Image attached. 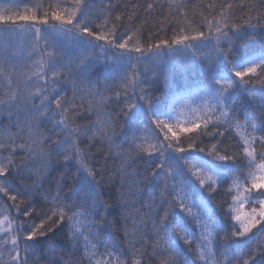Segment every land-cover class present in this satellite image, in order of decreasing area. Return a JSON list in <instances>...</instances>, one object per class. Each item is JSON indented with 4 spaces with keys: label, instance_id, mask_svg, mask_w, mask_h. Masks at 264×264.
<instances>
[{
    "label": "snow or ice",
    "instance_id": "6c2138e0",
    "mask_svg": "<svg viewBox=\"0 0 264 264\" xmlns=\"http://www.w3.org/2000/svg\"><path fill=\"white\" fill-rule=\"evenodd\" d=\"M95 6L0 8V264H264V0Z\"/></svg>",
    "mask_w": 264,
    "mask_h": 264
},
{
    "label": "trees",
    "instance_id": "16d2710c",
    "mask_svg": "<svg viewBox=\"0 0 264 264\" xmlns=\"http://www.w3.org/2000/svg\"><path fill=\"white\" fill-rule=\"evenodd\" d=\"M57 2V0H0V8H20L21 10H23L24 6H28L29 8H31L32 6L36 5V4H40L43 6V10H46L48 8L49 4L55 5V3ZM67 2H70V0H67ZM105 2V0H95V7H93L92 9H90V11L93 14V18H96V14L99 8L103 7V3ZM200 2V0H192L193 4H196ZM204 3H209L212 2V0H203ZM217 3L222 2V0H216ZM61 3H65V0H61ZM66 6V4H65ZM43 10L41 11V15L43 14ZM197 11H199V9H197ZM211 19V17H210ZM99 22V21H98ZM39 26V25H37ZM195 25H192V28H189L188 30L191 32L193 31V29L195 28ZM19 38L24 39L25 41H27L28 39H30V35L29 33H17L16 34ZM168 35L170 36L171 33L169 32ZM4 34L2 32H0V39H3ZM259 39V38H258ZM250 46L252 47H258V40L257 41H249L248 42ZM159 95V94H158ZM0 121H2L4 124H7V119L5 117H0ZM14 131V129H13ZM193 163H196V161H193ZM109 165L111 168L113 169H118L120 167V161L113 159L109 161ZM131 171V169H130ZM56 176H58V173H53L49 179H54L56 178ZM128 183H132V181H128ZM50 185L49 184H45V188H48ZM234 187V186H233ZM117 188H119V183H117ZM227 188V185H225L224 189H221V194H218L215 198V203L219 206L222 205L223 207H220L219 210L223 211L224 209H226L228 207V205L230 203H232V197L231 196H225L223 195L224 190ZM54 190V189H53ZM121 191H129V189H122ZM113 195L115 196V193H113ZM144 198H147V190H145V195ZM138 199L137 197H133L132 200H136ZM116 202L120 203V199L119 196H116ZM38 206L39 202H38ZM137 207H139V205H136ZM21 207H23V205H21ZM249 207L247 204H245L243 206V208L241 209L242 213L243 212H247L249 211ZM118 211V210H117ZM125 211L129 212L130 214H134L133 212V208L129 207L127 209H125ZM5 215H8V212L5 211L4 208H0V221L4 220ZM15 217V212L14 210H11V216L10 218ZM20 219H29L27 217H20ZM212 222L209 221V224H211ZM1 237V236H0ZM253 243H255V241H253ZM10 247V245H9ZM0 251L4 252V255L2 257L3 260H7V247L4 246L2 240H0ZM151 251V249H149V252ZM60 255H63V253L61 252ZM78 258V257H77ZM42 264H46V262L42 261ZM150 264H155V261H151Z\"/></svg>",
    "mask_w": 264,
    "mask_h": 264
},
{
    "label": "rangeland",
    "instance_id": "374dc122",
    "mask_svg": "<svg viewBox=\"0 0 264 264\" xmlns=\"http://www.w3.org/2000/svg\"><path fill=\"white\" fill-rule=\"evenodd\" d=\"M172 118L174 121L175 120H180V121L191 120L193 118L191 108L188 106L181 107L180 105H177ZM0 227H6V224L0 225ZM0 236L4 237V233L2 231H0Z\"/></svg>",
    "mask_w": 264,
    "mask_h": 264
}]
</instances>
